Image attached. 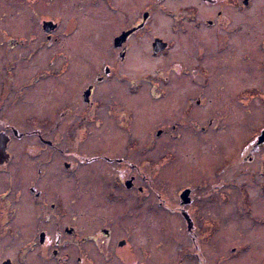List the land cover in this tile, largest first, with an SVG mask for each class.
I'll return each instance as SVG.
<instances>
[{"label":"flooded vegetation","instance_id":"1","mask_svg":"<svg viewBox=\"0 0 264 264\" xmlns=\"http://www.w3.org/2000/svg\"><path fill=\"white\" fill-rule=\"evenodd\" d=\"M208 1L213 3L212 0ZM0 5L9 17L8 22H5L6 27L0 30V138L7 141L5 161H0V246L4 245L2 243L6 235L12 234L8 224L11 218L9 213L14 210L18 211L17 220L30 226L24 229L21 225L18 233L22 238L20 264H155V253L149 246L147 236L144 245L138 244L136 222H131L135 225H122L117 219L119 210L114 201L122 195V190L123 195L133 205L135 203L129 218L138 219L139 213L144 214L139 208V197H146L150 192L147 178L150 180L148 184L152 183L143 168L147 167L150 171V166L159 161L155 159L157 151L162 160L179 164V157L175 155L177 150L171 151L175 145L173 142L176 141V146H179L187 138H194V143L181 149L187 150L195 142L203 145L209 143L208 162L213 163L212 172L217 177L221 176L213 182L205 178L212 185L207 192H203L201 185L196 187L198 181L192 179L195 181L194 186L190 184L182 188L176 207L172 205L173 201L168 203L164 198L159 206L164 203L165 210L176 211L186 228L185 245L176 238V242H171L167 247L170 254L175 256L170 264H193L194 259L196 264H201L199 254L195 252L202 247V226L198 216L202 210L206 212L211 204L213 207L217 202L219 185L223 183L220 179L231 168L238 170L241 163H251V154L264 146L257 143L250 145V138L243 139L242 133L233 135L224 126L218 128L213 114L202 113V101L210 100L209 94L205 96V88L213 82L209 70L197 71V77L202 83L194 87L193 97L185 91L187 81L183 77L188 72L185 65H176L165 71H157L154 75H147V81L145 84L141 82V85L137 76H128L123 72L130 61L131 39L145 30L155 6L141 12V20L138 14L135 15L133 23L113 36L114 40L122 32L135 29L118 48L113 46L112 40L114 58L98 70L91 71L82 64L88 60L87 55L82 52L76 56L73 43L64 42L73 32H57V0H2ZM27 7L32 13V20L39 24L38 33L27 31ZM120 13L123 14L122 11ZM180 14L182 12L176 16L180 25L175 20L178 26L183 24ZM14 17L16 21L10 22V18ZM225 19L219 11L214 20H204V23L221 29ZM74 22L71 19L69 24ZM142 23L143 26L139 28ZM31 25L32 29L36 24ZM13 26H17L18 31H13ZM225 30V34L230 35L231 28ZM220 34L221 37L225 36L222 32ZM156 38L161 39L155 37L151 42L153 58L167 54L171 47L169 40L161 39L166 48L154 55L152 43ZM247 39L244 34L243 45L238 42L234 45L218 43V51L236 53L234 48L237 47L238 59L249 69L250 44ZM195 46L198 48L195 54L202 62V46L198 42ZM190 78L191 83L195 84L194 75ZM245 79L248 76H243ZM105 84L106 87H102ZM143 85L149 86L151 101L146 104L143 98L128 97L138 93ZM248 88L238 91L235 96L237 104L244 108L249 105ZM158 99L165 100L162 107H158ZM230 107L233 109L234 104H230ZM143 108L146 110L143 111ZM170 109L176 111L175 118L170 120L172 115L161 118ZM12 111L18 114L13 115ZM249 121L247 109L243 119L246 130ZM219 131L223 132V136H241L242 139L236 148L228 150L218 145L216 138ZM89 137L100 138L99 143L93 148L83 149L81 143ZM76 138L78 144H71ZM15 139L22 140L19 147L25 159L21 157V160L14 161V154L6 150ZM43 152H47V155ZM262 160L264 155L260 157ZM230 162H233L232 165ZM93 166L99 168V176L94 178L101 188L99 192H102L109 204H114L113 209L96 210L97 217L103 218L97 227H91L89 219L87 225L82 224L84 213L81 207L88 203L90 195L91 180L87 171L95 172ZM15 179L18 182L13 185ZM12 188L16 193L13 199L15 208L11 209ZM151 188L156 197L162 195L153 184ZM184 191H188L187 197H182ZM51 193L57 197L54 202H48L45 197ZM225 196V200L229 198L227 194ZM63 197H67L76 208L67 209ZM122 216L120 214V220ZM24 221H28V224ZM191 248L194 249V255L191 254ZM186 255L188 257L183 260ZM6 262L16 264L11 257L1 256L0 264Z\"/></svg>","mask_w":264,"mask_h":264},{"label":"rangeland","instance_id":"2","mask_svg":"<svg viewBox=\"0 0 264 264\" xmlns=\"http://www.w3.org/2000/svg\"><path fill=\"white\" fill-rule=\"evenodd\" d=\"M0 1L2 2V0ZM104 1L57 0V18L59 19L57 32H73L64 42L73 43L76 56L81 55L82 52L87 55L88 60H85L82 63L83 65L89 67L91 71H95L102 67L105 62H110L114 58L112 56L113 36L117 35L121 29L130 23H133L137 14L139 20H141V12L155 6L154 14L147 22L148 25H146L145 30L140 31L137 36L131 39L130 61L123 72L128 76H137V81L141 85V82L145 84V81H147V75H154L157 71H165L176 65H185V69L188 71L184 73L183 77L187 81L185 91H187L188 96L193 97L195 96L194 87L201 86L202 83L201 79L197 77L199 74L197 71L209 70V76L213 82L208 84L207 89L205 88V91H207L205 96L209 94V99L212 101H202V109L204 110L202 113L213 114L218 128L224 126L233 135L242 133L244 135L243 139L250 138V145L257 143L261 130H264V0H248L245 6L242 4L243 0H212L213 3L208 0H126L127 2L125 0H111L110 4L109 0ZM26 10L27 31L40 32L39 24L32 20L31 11L28 7ZM120 11L123 12L122 15ZM219 11L226 18L225 23L222 21L224 25L221 26V29L215 27V25L212 28L204 23V20H214ZM178 12H182L180 14L183 17L181 26L175 24ZM8 19L5 9L0 5V30L6 27L5 22H8ZM16 19V17L10 18V22H15ZM71 19H74L75 22L69 24ZM176 21L179 24V21ZM32 23L36 25L31 29ZM13 27V31H18L17 26ZM224 28H231L230 35L225 34L226 30L224 31ZM220 32L225 36H219ZM244 34H246L250 44L249 69L238 59L237 47L234 48L236 53L233 51L221 53L217 48L218 43L234 45L238 42V44L243 45V42H245L243 41ZM155 37L171 42L168 53L159 58H153L151 55L150 45ZM196 42L202 46L200 50L204 52L202 62L195 54L198 49L195 46ZM116 59L118 60L117 56ZM193 75L195 84L191 83L192 78L190 76ZM243 76H248V79L243 80ZM102 87H106V84ZM243 88L249 90L248 108H244L235 101L237 92ZM138 91V93L130 94L128 97L143 98L145 104L151 101L148 85H143V88ZM158 101V107H162L165 103L164 99H158ZM230 104L231 106L234 104L233 109ZM247 109L250 117L248 130L244 127L246 121L243 123ZM144 110L146 109L143 108ZM11 114L16 115L18 113L12 111ZM167 115H172L169 118L173 120L176 111L173 109L165 111L161 118H165ZM222 133V131H219L216 140L219 146H224L228 150L236 148L242 139L241 136L232 138L223 136ZM256 134L258 135L256 136ZM74 139L71 144L77 145V138L75 141ZM99 140L98 137H89L81 145L84 146L83 149L93 148L99 143ZM78 141L80 142L79 137ZM21 142L22 140L15 139L6 148L8 152L14 154V161L25 159L19 147ZM173 143L175 145L171 148V151L175 152L177 150L175 155L179 157V164L162 160V156H159L160 152L157 151L155 153L159 157L157 156L158 159H155L159 161L150 166V171L147 167L143 168L145 174L152 179L151 184L158 192L162 193V195L156 197L151 184H148L150 180L147 178L150 192L146 197H139V208L143 210L144 214L139 213L140 209L138 208V219L129 218L135 203L133 205L123 195L122 190L120 191L122 195L114 201L116 208L119 210L117 219L122 225H135L131 222H136L139 231L138 244L144 245L147 236L149 246L152 247L155 253V264H170L175 256L173 253L170 254L167 247L171 242H176V238L182 242V245H185L184 240L187 236L185 223L177 215L178 213L173 210H165L164 203L159 206V203L163 200L162 198L166 199L168 203L173 201L172 205L176 207L178 197L183 191L182 188L190 184L194 186L195 181L192 179L198 181L196 187L201 185L203 192H207L210 191L212 185L205 178L213 182L221 176L217 177L212 172L213 163L208 162L210 157L207 153L209 143L203 145L195 142V145H189L187 150H183L181 147L194 143V138H187L186 142L180 143L179 146H176V141ZM260 144H264V141ZM43 153L47 155V152ZM252 154L253 161L251 163H241L238 170L231 168L229 173L223 179H220L223 183L219 185L217 202L213 207L211 204L206 212L202 210L198 216V221L202 226L200 236L202 247L195 252L199 254L198 258L201 264H264V160L260 161V157L264 155V146L260 151ZM45 155L43 154V157ZM141 158L142 156H140ZM233 162H230V165ZM261 162L262 165L260 166ZM51 164L54 165V162L52 161ZM93 169H95V172L87 171L91 180L89 184L90 195L88 196V203L81 207L84 213L82 224L87 225V219H89L90 226L97 227L101 224L103 218L101 216L97 217L96 210L113 209L112 205L114 204H109L110 202L104 198L102 192H99L101 188L98 182L94 180L96 176H99V168L94 167ZM17 182L18 179H15L12 184H17ZM71 183L75 184L74 182ZM15 193L16 191L12 188L11 209L15 208L13 206ZM225 194L229 197L226 200ZM57 196L59 197V195ZM45 197L48 202H54L57 198L52 193ZM182 197H184V194H182ZM63 199L67 209L73 210L76 208L70 204L67 197H63ZM120 214L123 215L122 220H120ZM9 215L11 218L8 226H10L12 234L6 235L3 240L2 245L5 246H0V257H11L16 264H20L22 238L18 233L21 231V225L24 229H29L30 226L27 227L28 225H23L19 219L17 220L18 211L12 210ZM24 222L28 224V221ZM178 228L182 230L179 231ZM23 238L25 239V237ZM191 254L194 255V249L192 248ZM187 257L186 255L183 260ZM192 263L196 264L195 259L192 260Z\"/></svg>","mask_w":264,"mask_h":264},{"label":"water","instance_id":"3","mask_svg":"<svg viewBox=\"0 0 264 264\" xmlns=\"http://www.w3.org/2000/svg\"><path fill=\"white\" fill-rule=\"evenodd\" d=\"M244 5L247 4V0L243 1ZM146 15H144V20ZM143 26V23L139 25V28ZM135 29L128 30L126 32H122L119 36L115 37L113 40V46L115 48H118L122 45V43L126 40L127 36L131 34ZM166 48V44L161 40L156 38L152 43V51L153 54L156 55L160 51L164 50ZM264 141V131H262L258 137L257 144H260ZM5 144L6 141H4L2 138H0V161H5ZM184 197H187L188 191L183 192ZM5 264H8L7 262Z\"/></svg>","mask_w":264,"mask_h":264}]
</instances>
